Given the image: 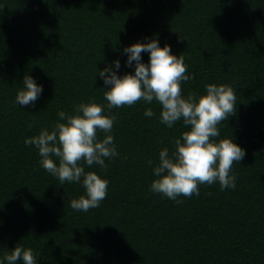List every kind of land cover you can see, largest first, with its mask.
Here are the masks:
<instances>
[{
    "label": "trees",
    "instance_id": "obj_1",
    "mask_svg": "<svg viewBox=\"0 0 264 264\" xmlns=\"http://www.w3.org/2000/svg\"><path fill=\"white\" fill-rule=\"evenodd\" d=\"M146 36L183 55L193 74L184 94L211 81L233 87L236 111L220 130L245 149L236 187L202 184L182 204L151 192L148 160L171 151L184 126L166 127L160 105L139 100L110 110L120 155L103 171L85 165L108 178V192L77 211L70 199L83 186L60 185L24 138L50 128L58 109L106 105L99 68L119 57L120 72L134 71L122 49ZM25 73L43 85L34 105L15 102ZM17 243L39 264H264V0H0V255Z\"/></svg>",
    "mask_w": 264,
    "mask_h": 264
},
{
    "label": "clouds",
    "instance_id": "obj_2",
    "mask_svg": "<svg viewBox=\"0 0 264 264\" xmlns=\"http://www.w3.org/2000/svg\"><path fill=\"white\" fill-rule=\"evenodd\" d=\"M143 52L148 53L146 62ZM122 54H126L124 63L134 66V71L120 72L121 60L116 57L97 72L104 81L106 105L91 99L73 105L71 111L58 109V119L50 128L42 127L36 134L24 138L26 145L35 146L40 165L57 177L60 185L67 181L83 186V193L70 199L71 208L87 212L99 207L106 197L108 178L96 170L86 169L85 165L95 164L103 171L108 167L105 158L110 160L120 155L112 131L117 116L110 110L134 105L139 100L148 105L157 102L159 120L166 127H173L177 121H182L184 126L174 138L171 151L165 145L158 152V162L148 160L153 173L151 192L182 204L179 197L199 195L202 184L218 182L221 189L235 188L237 177L232 170L233 163L243 159L245 149L233 136L221 137L220 130L221 122L236 111L233 87L211 81L205 83L202 93L190 90L184 94L182 83L192 79L193 74L188 72L183 55L172 52L167 42L161 45L158 36L135 40L123 47ZM42 92L43 85L25 73L15 102L34 105ZM144 115L152 117L156 113L152 107H146ZM37 258L31 247L17 243L0 255V264L18 261L39 264Z\"/></svg>",
    "mask_w": 264,
    "mask_h": 264
}]
</instances>
